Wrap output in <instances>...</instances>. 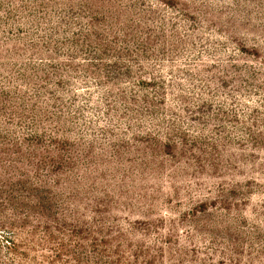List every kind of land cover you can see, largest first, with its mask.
Here are the masks:
<instances>
[{
  "label": "rangeland",
  "instance_id": "374dc122",
  "mask_svg": "<svg viewBox=\"0 0 264 264\" xmlns=\"http://www.w3.org/2000/svg\"><path fill=\"white\" fill-rule=\"evenodd\" d=\"M0 264H264V0H0Z\"/></svg>",
  "mask_w": 264,
  "mask_h": 264
}]
</instances>
